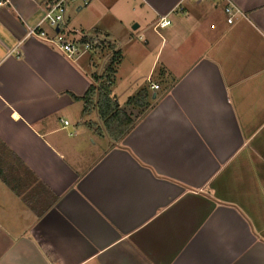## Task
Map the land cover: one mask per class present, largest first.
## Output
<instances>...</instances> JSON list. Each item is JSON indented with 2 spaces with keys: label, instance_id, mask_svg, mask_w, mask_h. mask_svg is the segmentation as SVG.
Returning a JSON list of instances; mask_svg holds the SVG:
<instances>
[{
  "label": "crops",
  "instance_id": "1",
  "mask_svg": "<svg viewBox=\"0 0 264 264\" xmlns=\"http://www.w3.org/2000/svg\"><path fill=\"white\" fill-rule=\"evenodd\" d=\"M230 1L92 0L62 30L112 50L70 58L27 37L45 0H0V264H264V0ZM114 52L119 141L73 97Z\"/></svg>",
  "mask_w": 264,
  "mask_h": 264
},
{
  "label": "trees",
  "instance_id": "2",
  "mask_svg": "<svg viewBox=\"0 0 264 264\" xmlns=\"http://www.w3.org/2000/svg\"><path fill=\"white\" fill-rule=\"evenodd\" d=\"M112 45L109 43L103 46L105 51L112 50ZM120 54L114 52L107 63L103 73L99 76L93 75V82L89 85L85 94L81 97H75L84 101L83 113L91 111L96 108L100 119L102 120V127L99 126L98 131L102 134L106 133L114 141L121 140L128 131L134 126L135 121L132 117L120 106L114 95L112 94V86L115 83L116 67L119 63ZM150 94L146 88L140 90L135 96L128 99V104L133 107L146 110L150 107ZM3 152H7L17 165L24 168L23 172L30 174V171L24 163L13 154L6 145L1 142ZM15 168L8 169L5 166V161L0 156V178L14 190L18 191L19 176L13 177L12 174Z\"/></svg>",
  "mask_w": 264,
  "mask_h": 264
},
{
  "label": "built area",
  "instance_id": "3",
  "mask_svg": "<svg viewBox=\"0 0 264 264\" xmlns=\"http://www.w3.org/2000/svg\"><path fill=\"white\" fill-rule=\"evenodd\" d=\"M92 0H45L43 16L39 23L27 28V37L37 38L43 42L54 45L59 51L70 58H78L83 55L99 51L107 44L106 39L100 35L82 37L70 40L64 34L62 27L66 23L68 7L73 4L77 9H82L90 4ZM225 2V14L228 23H233L238 15H243L242 10L230 0H196ZM171 23V20L164 16L158 21L156 27L164 28ZM44 24L51 27L52 33H48ZM151 88L159 89V85L153 83ZM65 123H68L65 121Z\"/></svg>",
  "mask_w": 264,
  "mask_h": 264
},
{
  "label": "rangeland",
  "instance_id": "4",
  "mask_svg": "<svg viewBox=\"0 0 264 264\" xmlns=\"http://www.w3.org/2000/svg\"><path fill=\"white\" fill-rule=\"evenodd\" d=\"M73 8H75V6L73 5V4H71L69 7H68V11H67V13H66V17H67V15H68V13L71 15V16H75L76 14H75V11L73 10ZM78 15V14H77ZM80 15V14H79ZM78 17H80V16H78ZM77 18V17H76ZM75 19V18H74ZM65 32L67 31L66 30V28H65V30H64ZM155 79V78H154ZM23 206L24 205H22V204H20V207L21 208H23ZM24 209V208H23ZM20 221H22V220H20ZM19 221V222H20Z\"/></svg>",
  "mask_w": 264,
  "mask_h": 264
},
{
  "label": "water",
  "instance_id": "5",
  "mask_svg": "<svg viewBox=\"0 0 264 264\" xmlns=\"http://www.w3.org/2000/svg\"><path fill=\"white\" fill-rule=\"evenodd\" d=\"M155 97H156V95L154 94V95H153V98H155Z\"/></svg>",
  "mask_w": 264,
  "mask_h": 264
}]
</instances>
